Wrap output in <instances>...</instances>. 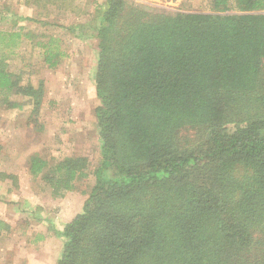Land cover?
<instances>
[{"label":"trees","instance_id":"trees-1","mask_svg":"<svg viewBox=\"0 0 264 264\" xmlns=\"http://www.w3.org/2000/svg\"><path fill=\"white\" fill-rule=\"evenodd\" d=\"M208 1V14L98 6L99 160L55 232L56 264H264V0ZM26 39L0 29V108L36 116L42 82L6 63ZM34 46L49 69L66 57L57 38ZM88 165L35 154L28 171L62 198Z\"/></svg>","mask_w":264,"mask_h":264},{"label":"rangeland","instance_id":"rangeland-1","mask_svg":"<svg viewBox=\"0 0 264 264\" xmlns=\"http://www.w3.org/2000/svg\"><path fill=\"white\" fill-rule=\"evenodd\" d=\"M128 1L145 10L170 14L212 13L208 0ZM103 2L0 0V29L20 30L31 38L8 56L7 69L29 79L35 87L40 81L43 86L38 115L33 116L31 108H0V264H26L24 258L42 254L37 243L56 235V222L60 227L81 211L93 185L92 172L99 160L94 26L97 8ZM49 37L57 38L66 54L55 69L43 64L34 46ZM35 154L49 162L85 157L89 176L78 181L76 189L64 198H54L43 175L33 178L28 171L29 159ZM59 248V242L50 248L52 264Z\"/></svg>","mask_w":264,"mask_h":264},{"label":"crops","instance_id":"crops-1","mask_svg":"<svg viewBox=\"0 0 264 264\" xmlns=\"http://www.w3.org/2000/svg\"><path fill=\"white\" fill-rule=\"evenodd\" d=\"M66 195V194H65ZM65 195L62 197L64 198ZM60 198V199H62ZM85 201V200H84ZM61 203H64V202H61ZM84 203V202H83ZM63 206H65V204H63ZM82 209V208H81ZM80 212V211H79ZM78 212V213H79ZM76 213V214H78ZM75 214V215H76ZM74 215V216H75ZM73 216V217H74ZM73 217L69 218V220H67L66 222H64L63 224H61V226L59 227V225L57 224L56 222V225H57V228L55 229V232H60L63 228V226L69 222ZM55 223V222H54ZM41 238V237H39ZM39 240V239H38ZM3 241V238L2 236H0V242ZM32 241V240H31ZM57 242H59L60 244V252L57 253V257L54 258L53 260V264H56V261L62 251V246H63V239L61 237H58L57 235L55 236H51V237H47L45 236V238L40 242L37 243L36 245V248L40 251H42V254H40L39 252H37L35 255L31 254L30 257H26L23 259V261L25 260L26 264H52V258L50 256L51 254V251H50V248L52 246H54V243L57 244ZM34 243V242H33ZM32 247V246H31ZM33 247L32 248H29L28 251H32ZM45 251V252H44Z\"/></svg>","mask_w":264,"mask_h":264}]
</instances>
